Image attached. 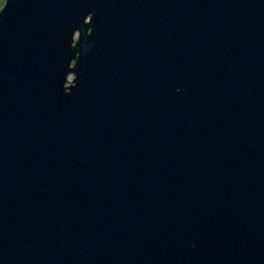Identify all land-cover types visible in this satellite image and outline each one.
Masks as SVG:
<instances>
[{"label": "water", "instance_id": "obj_1", "mask_svg": "<svg viewBox=\"0 0 264 264\" xmlns=\"http://www.w3.org/2000/svg\"><path fill=\"white\" fill-rule=\"evenodd\" d=\"M0 264H264V0H5Z\"/></svg>", "mask_w": 264, "mask_h": 264}, {"label": "rangeland", "instance_id": "obj_2", "mask_svg": "<svg viewBox=\"0 0 264 264\" xmlns=\"http://www.w3.org/2000/svg\"><path fill=\"white\" fill-rule=\"evenodd\" d=\"M5 0H0V8L3 6ZM73 73L69 74V79H72Z\"/></svg>", "mask_w": 264, "mask_h": 264}]
</instances>
